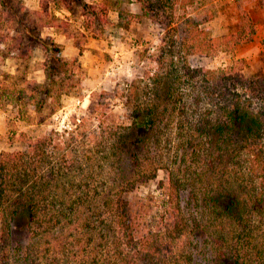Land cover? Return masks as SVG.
I'll return each instance as SVG.
<instances>
[{"label":"trees","instance_id":"16d2710c","mask_svg":"<svg viewBox=\"0 0 264 264\" xmlns=\"http://www.w3.org/2000/svg\"><path fill=\"white\" fill-rule=\"evenodd\" d=\"M139 1L143 16L166 24L174 32L185 56L228 51L252 41L256 34L255 24L246 14L237 31L212 34L207 23L215 18L217 0ZM52 2L67 8L74 3L81 6L86 27L95 37H100L107 26H114L103 3L40 0L42 11H35L22 1L13 7L8 0H0L1 60L29 58L36 48L46 54V78L40 85L28 88L0 79V106L9 101L36 112L48 106L51 115L62 105V96L82 83L84 70L79 56L66 57L52 35H42L47 26L64 28L67 36L74 38L79 55L83 54L82 41L76 32L69 31L71 22L49 12ZM23 13L26 18H22ZM126 14L129 21L142 17ZM31 15L36 16L40 27L29 22ZM47 19L50 21L45 22ZM31 39L36 43L30 44ZM188 71L191 76L201 75L203 81L181 111L189 122L183 142L190 149V159L184 168L170 170V177L160 181L167 211L163 227L157 230L148 226V205L144 202L148 200L128 195L138 184L154 179L155 171L139 174L109 194L96 210L89 209L93 211L83 219L80 229H73L69 225L73 221L65 217L80 204L56 205V199H50L55 167L49 154L53 136L46 135L33 140L25 151L0 154V264H15V229L29 232V241L52 235L60 245L52 257L40 253L35 257L24 245L19 257L23 264H74L83 256V264H119L117 257L112 262L109 253L103 258L98 251L88 253L87 249L97 246L102 236L106 238L101 227L109 218L119 226V247L127 248L125 259L133 264H264V77H248L235 64L226 69L188 66ZM154 84L156 99L172 100L175 91L170 81L155 77ZM138 88H130L128 103L133 102ZM164 117V109L156 103L134 106L131 124L114 131L118 134L114 147L120 154L115 162L127 156L131 165L140 163L159 141ZM185 238L190 249L177 258V244Z\"/></svg>","mask_w":264,"mask_h":264},{"label":"rangeland","instance_id":"374dc122","mask_svg":"<svg viewBox=\"0 0 264 264\" xmlns=\"http://www.w3.org/2000/svg\"><path fill=\"white\" fill-rule=\"evenodd\" d=\"M8 1L13 7H17L22 1L28 9L42 11L40 0ZM60 6L62 5L52 2L49 12L53 17L65 20L56 14ZM72 7L70 17L73 22L69 31L76 32V37L82 41L85 50V45L90 43V39L85 32H81L85 24L81 17L82 9L77 3ZM214 7L215 18L207 23L212 34L237 31L242 15L246 14L256 28L252 41L211 56H185L179 48L177 36L166 24L145 20L147 25L142 28H150L152 39L148 41L143 35L136 34L144 45L133 51L125 49L124 53H121L114 48V43L120 35L121 40H124V34H120L119 27L107 26L102 34V37L106 38L103 48H98V53L89 55L84 61L80 60V64H85H82V83L70 94L62 96V105L56 112L50 115L48 106L36 112L9 101L1 104L0 154L4 151H25L33 140L46 135L53 136L49 154L55 172L51 193L53 195L50 199H56V205L61 202L80 204L79 208L68 212V218L65 217L66 221H73L69 224L73 229H80L83 219L93 211L89 209L94 207L96 210L109 194L122 189L139 174L155 171L154 179L138 184L128 195L148 200L144 201L148 205V226L157 230L163 227L167 211L164 204L166 196L160 181L170 177V170L184 168L190 159V149L185 147L183 142L185 127L189 122L188 117L181 111L184 102L194 97L201 89L199 86L203 81L197 73L191 76L188 66L193 69H226L235 64L241 67L248 77H264V0H217ZM191 11L194 9L191 8ZM180 12L181 10L178 11ZM22 18H26V13H23ZM124 18L128 20V14H125ZM36 19L35 15L28 16L32 25L40 27ZM48 21L50 20H45ZM25 22L24 20L23 23ZM85 22L87 23V20ZM44 32L42 30V33ZM34 33L38 34L37 30H34ZM53 35L56 38V29L53 30ZM28 42L36 43L33 39ZM118 52L119 55L116 54ZM45 59L46 54L40 48H36L29 58H0V79H5L11 85H27L28 88H34L46 78L43 67ZM155 77L170 81L173 85L175 93L172 100L156 99ZM134 85L139 88L133 96V102L130 103L129 100L128 103L127 97L130 96V88ZM153 103L164 109L165 113L159 130V141L149 148L140 163L131 165L127 156L115 162L120 154L118 155V150L114 147L118 135H115L114 131L119 132L122 126L131 124L130 113L134 106ZM134 165H137V168ZM101 230L107 234L106 238L100 236L97 246L89 245L88 253L98 251L103 258L109 253L113 263L117 257L119 264H133L129 258L125 259L127 248L119 247L122 233L115 220L109 218ZM28 238L29 232L15 229V264H23L19 257L23 255L24 245L28 246V250H31L35 257L38 253L42 257H52L57 247H60L59 242L56 243L57 237L52 235L35 237L33 241ZM186 240L185 238L178 242L177 258L189 251L190 245ZM84 258L85 256L81 257L74 264H83L81 259ZM68 260L70 261V258Z\"/></svg>","mask_w":264,"mask_h":264},{"label":"crops","instance_id":"0c3cea01","mask_svg":"<svg viewBox=\"0 0 264 264\" xmlns=\"http://www.w3.org/2000/svg\"><path fill=\"white\" fill-rule=\"evenodd\" d=\"M87 3H92V4H98V3H103L109 9V17L110 21L114 24V26L119 27L120 34H124L125 38L124 40H121L122 35L116 38L115 41V49L120 50L121 53H124L125 49H130V50H135L139 46H143L144 43H140L139 37H137L136 34H139V36L143 35L145 40H151V33H150V28H142L143 25H147L145 20H151L145 16H143V6L142 3L139 0H85ZM81 9L82 7L79 6ZM60 10L57 11L56 14L58 16L63 17L64 19L68 20L69 22H73V18L70 17L71 10L72 8H67L64 6H60L58 8ZM132 13L134 15H140L142 17L136 18L132 21H128L125 18H122L121 15H125L126 13ZM82 19L84 20V26L81 28V32H85L90 39V43H86V48L84 50V53L82 55H79V49L75 46V40L74 38H70L67 36L66 29L64 30L63 28L60 27H45L43 31H45L42 34L46 35H52L54 38L55 36L53 35V30L56 29V42L60 44L62 47V53L68 58H73V57H78L80 58L81 61H84L85 58H87L89 55H93V53H98V48H103L104 42L106 38H103V35H100V37H95L92 33L89 32V29L86 27L87 23L85 15L81 14ZM121 22V23H120ZM120 23V25H119ZM116 24V25H115ZM49 31L50 33H47ZM106 31V29L104 30ZM103 34V33H102ZM107 36V35H106ZM102 37V38H101ZM127 40H129L127 42ZM139 41V42H138ZM148 44V43H147ZM146 44V45H147ZM145 45V46H146ZM116 53L119 55V53ZM84 66L85 64L82 63Z\"/></svg>","mask_w":264,"mask_h":264}]
</instances>
